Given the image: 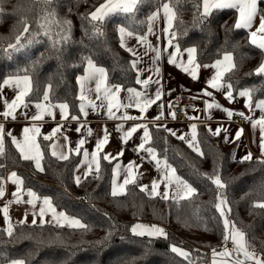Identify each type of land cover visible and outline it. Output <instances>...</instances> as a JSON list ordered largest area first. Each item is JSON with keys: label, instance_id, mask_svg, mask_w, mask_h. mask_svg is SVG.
Listing matches in <instances>:
<instances>
[{"label": "trees", "instance_id": "16d2710c", "mask_svg": "<svg viewBox=\"0 0 264 264\" xmlns=\"http://www.w3.org/2000/svg\"><path fill=\"white\" fill-rule=\"evenodd\" d=\"M104 2L0 0V86L9 77L26 74L32 81L26 101L44 102L43 95L51 86L47 102L65 103L72 113H79L77 80L92 59L105 69L109 85L135 87L133 58L121 47L118 28L124 26L144 37L149 17L167 2L176 11L172 31L179 48L195 46L201 66L230 53L235 67L224 81L232 85L233 95L254 89L252 102L264 100V74H256L264 63V50L251 43L246 29L234 27L236 9H215L202 24L197 9L201 5L202 11V0H140L134 13L114 12L102 22H90L89 13ZM259 6L264 14L263 0ZM64 21L71 23L70 30ZM25 23L28 33H23ZM41 25L48 27L47 35ZM21 34L23 47L8 49ZM62 35L68 39L53 47ZM149 127L150 145L158 156L196 189L190 198L150 196L136 184L113 196L112 162L102 159L99 173H90L77 184L74 171L79 154L59 160L50 153L49 142H42L44 170L38 172L34 162L23 159L8 142L0 154V179L6 177V170L15 171L23 178L24 188L50 197L57 209L78 217L86 227L12 223L11 237L0 229V264L21 258L26 264H206L208 251L223 246L226 234L224 217L215 207L219 190L209 178L214 174L226 184L227 219L245 233L247 246L264 256V209L253 206L264 202V163H260L264 160L236 159L224 135L214 137L203 125L197 131L203 155L165 128ZM137 224L162 228L166 238L134 235L131 229ZM172 246L190 258L173 253Z\"/></svg>", "mask_w": 264, "mask_h": 264}, {"label": "crops", "instance_id": "0c3cea01", "mask_svg": "<svg viewBox=\"0 0 264 264\" xmlns=\"http://www.w3.org/2000/svg\"><path fill=\"white\" fill-rule=\"evenodd\" d=\"M259 8L260 6L258 5V9ZM157 11H159V14L154 20H151L150 17L157 13ZM153 14L148 19V28L146 35L144 36L146 38L145 42L139 41L137 39L138 35L135 34L132 36L125 35L123 39L124 49L133 58L132 63L134 60L138 59L137 68L140 69L139 78L144 80L151 77L148 85L145 86L142 84H136V86L132 87V89H135L137 92L142 94L141 102L145 96L154 98L157 90L159 89L161 98L157 100L155 104H152L146 109L145 112L141 113L139 108L135 106V98L132 97L130 93H128L127 89H124L120 86L122 90L120 91L117 99L121 106L119 107V110L114 108V116L110 117L106 107L108 101L95 100V80L85 82L84 93L92 98L94 103L100 105V107L93 109L92 107L87 106V101H84L83 103L86 105L85 111L87 112V116H85L80 111L79 113L74 114L68 107V118L65 119L63 118L61 109L59 107L60 104L65 103H49L46 101L28 102L25 99L27 107H18L14 112L15 119L12 117L4 118L2 115H0V125H3L4 128L2 153L5 152L8 142H10L11 145L21 155L20 148L17 147L16 143H13V138H15V140L21 146H24V129L39 128V134H35V143L39 146L40 152L42 154V142L45 141L49 142V151L51 154L54 150L56 151V156L52 154L55 158H57L61 153L67 155L68 158H70L72 154L77 155L75 149L79 146L80 161L74 171L75 182L76 177H80L81 182L90 173L95 172L94 169L96 162L92 161L93 153H96V159L99 162V165H101L102 157L107 154L111 157H115L114 159H111V162L114 165L113 172L116 164H120L121 166L119 170V176L114 177L113 175V179L116 180L117 185L123 183V180L126 176L125 169L130 163H134L136 165V168L134 169L136 175L135 184L140 188L143 186L145 188V192L150 196H159L162 198L161 194L164 191H167V199H180L176 195V184L172 183L171 185L166 186L165 182V173L168 171L165 166L168 165L171 168L175 167L164 158L159 157L156 149L150 145V142L145 144V149L152 148L154 150L156 154L155 160L146 151L139 148V145L143 141L144 126L147 127L150 137L151 133L149 126H160L165 128L171 134L175 133L174 136L178 138L183 137L182 140H184L188 145L195 144L198 147L199 142L197 138V131L198 127L203 125L214 137L224 135L227 144L234 147V156L236 159L244 160L243 158L247 154L251 153L252 158L264 160V155H261L260 149L261 133L259 131V126L256 128L252 127V121H256L261 115H264V112H262L261 109L255 107L259 101L256 103L252 102L253 107L250 109L247 107L249 103L247 97H242L238 93L233 95L232 99H229L227 97L226 87L217 89L211 88L209 86V81L217 71L216 68L212 67L215 62L205 64L207 65L206 67L203 65L198 68L196 78L193 79V77L184 70L185 67H188L187 48L180 49L178 53L176 52L175 46L178 45L174 42V38L170 35L173 33V25L171 28H168V23L164 17L162 5ZM260 15L261 13L258 11L257 18L253 21L252 28L246 29L249 36L252 31H256L258 28ZM149 28H151V31H149ZM165 29H168V31H165ZM118 35L121 41L119 30ZM169 40H171V44L173 46L169 45ZM157 50L160 53L158 60L156 59ZM173 53L176 55L177 63H169L170 54ZM222 59L223 57L221 60ZM181 62L183 66H181ZM96 66L99 67L98 65ZM86 69L84 73L78 77V79L84 77L87 74ZM156 69H158V72L155 71ZM134 71L136 73L137 79V71L135 69ZM227 72L224 73V76ZM224 76L221 83L226 86L228 83L224 81ZM157 79L159 80V84L155 83ZM106 83L109 88L117 86L109 85L108 82ZM18 92L19 88H17L14 84L5 85L2 83L0 86V113H3L7 110L5 102L11 103V101L15 99ZM205 92H208L211 95H205ZM80 94L81 86L78 84V98L80 97ZM185 95L198 97L200 102L189 105L184 119L182 121H175L174 116L172 115L173 111L170 108V103L178 97ZM101 96H103V92H101ZM81 103L82 101L80 100V104ZM37 104L44 105V107L47 109V112L45 113L43 119L33 120L32 117L41 111V109L36 107ZM129 104H132L133 106L125 107ZM208 104H211L212 107L209 108ZM128 108L130 110L126 111ZM229 112L232 113L231 116L228 115ZM48 113L51 114L49 115ZM239 113H243L245 117H250L251 120L246 119L244 123H240L236 120V115ZM123 115L137 118L122 119L121 117ZM72 116H77L78 119L73 120L71 119ZM193 125L195 126V140L192 139ZM121 126L122 130H118L121 128ZM133 126L137 127V131L134 132L127 141H125L123 139L124 132L130 130V128ZM57 127L60 128V131L55 135H52L54 129ZM218 128L220 129V133L217 135L215 134V131ZM77 129H79V131H77ZM88 129L92 130L91 135L88 134ZM240 129H242L243 132L240 138L237 140L235 138L236 132ZM105 131H107L108 134V142L103 146L102 150L98 151L97 143L103 139ZM7 133H11V135H7ZM28 135L33 136L34 134L28 133ZM45 136H51V139L46 140L44 139ZM80 140L85 141L82 146L79 145ZM198 149L200 151V145ZM85 151L89 153L87 159L83 155ZM120 153H122V155ZM32 154H35L34 149L32 150ZM156 160L160 161L159 165H157ZM32 161L35 165V161ZM90 164L91 168L93 169L91 172L89 171ZM37 171L42 172L39 170ZM175 174L176 176L180 177L181 180L187 182L177 173V171ZM10 176L11 174L0 179V188H2L4 192L3 197H0V229L8 230L12 223H26L30 225L47 224L60 227L77 228L72 227L67 220L60 218L59 213H63L69 219H79L78 217L69 215L65 211L57 209L50 197L41 196L32 188H24V182L19 186L20 190L17 191L18 186L9 179ZM17 176L23 181V178L19 174H17ZM154 181L159 184L157 193L160 194H151V188ZM30 191L34 192L36 197H38V199L34 201L35 207H33V204L27 203L28 200L32 199V197L28 195ZM17 197L19 200H17ZM44 198H48L51 201V206L56 210L57 219H53L52 212L47 210V206L43 203ZM6 205L8 208L7 220L5 219L3 212V209ZM41 208H45L43 218L40 216ZM33 221H35V223H33ZM80 222L82 223L81 220ZM223 250L224 249L216 251L219 253ZM248 250L255 252L249 247ZM229 252L234 253L235 248L233 251ZM255 253L258 258H264L262 254L257 252ZM187 257L190 258L189 255H187ZM235 258L236 257L233 255L230 259L234 260ZM241 259H243L242 256ZM214 261L215 264H228L226 258L220 255L214 257L212 251L206 264H214ZM249 264H252V262H249Z\"/></svg>", "mask_w": 264, "mask_h": 264}, {"label": "snow or ice", "instance_id": "6c2138e0", "mask_svg": "<svg viewBox=\"0 0 264 264\" xmlns=\"http://www.w3.org/2000/svg\"><path fill=\"white\" fill-rule=\"evenodd\" d=\"M48 3H51V0H47ZM140 0H105L104 3H101L98 7L95 8L94 11L89 13V19L90 22H102L106 16H108L110 13L114 12H122L126 14H131L134 13V11L137 8L138 3ZM260 3V0H202V11H200L201 5L197 6L198 9V17H199V22L200 23H205L209 15L211 14V11L213 9H230L234 8L238 12V19L235 22L234 27L236 29H250L252 28L253 21L257 18L258 15V5ZM163 12H164V17L168 23V28H171L173 25V20L175 19L176 16V11L174 8L171 6L170 3H164L162 4ZM159 14V11L157 13L153 14L150 19L154 20L156 16ZM64 24L68 25V29L70 30L71 23L69 21H64ZM42 28L45 29V35L48 34V27L46 25H41ZM96 27L97 33H99V28ZM119 33L121 35V47H124V36H132L134 33L132 31H129L126 27L120 26L119 27ZM149 31H151V28H149ZM165 31H168V29H165ZM29 32V26L27 23L24 24L23 27V33H28ZM173 38L175 36V33L170 34ZM259 35V39H258ZM250 38H251V43L253 45H256L260 49L264 50V14H261L259 16V22H258V28L256 31H252L250 33ZM67 36H61L60 41H54L53 47L56 46V43H60L64 40H67ZM137 39L141 42H145L146 38L143 36H138ZM22 40V34L17 35L16 37V43L15 44H9L8 49H14V50H19V47H23L21 44ZM169 45L173 46L171 44V40H169ZM176 52L178 53L180 51V48L178 46H175ZM8 49H5L7 51ZM187 51V65L188 67H185L184 70L188 72L190 76L193 77V79L196 78L197 75V69L201 67V65L197 62L196 60V53H197V48L195 46L188 47L186 49ZM160 56L159 51H156V59L158 60ZM137 63L138 59L134 60L132 63V68L137 71V79L136 83L137 84H142V85H148L151 77L148 79L141 80L139 78L140 74V69L137 68ZM169 63H177V58L175 53L170 54V59ZM181 66H183L181 62ZM207 65H205L206 67ZM212 67L216 68L217 71L215 75L212 77V79L209 81V86L213 89L221 88V87H226L227 91V97L229 99L233 98V92H232V85L229 83L226 86L221 83L223 80L224 73L227 71H231L234 67L235 64L233 62V57L230 53H225L223 56V59H218L215 61V63L212 65ZM158 72V69L155 70ZM86 75L84 77H81L78 79L77 83L80 84L81 86V94L79 99L82 101L80 104V112L83 113L85 116H87V112L85 111L86 105L83 103L84 101L88 102L87 106L92 107L93 109L100 107V105H97L94 103L93 99L87 96L84 93V85L86 81H92L95 80V100H107V112L110 117L114 116V111L113 109L115 108L116 110H119V107L121 106L118 102V95L120 91L122 90L120 86H113L112 88H109L107 86V73L103 67H97L92 59L87 60V69H86ZM256 74L261 75L264 74V63H262L257 69H256ZM155 83L159 84V80L157 79ZM3 84L9 85V84H14L17 88H19V92L16 95L15 99L11 101V103L5 102L7 110L4 111L3 113H0L4 118L12 117L15 119L14 112L15 110L20 107L24 106L27 107V104L25 102V97L29 95V93L32 91V81L31 78L28 75L24 76H15V77H9L8 79H5L3 81ZM51 90V86H49V90L46 91L43 95L44 101L49 100V91ZM128 93L131 94L132 97L135 98V106L139 108L140 112L143 113L146 111L148 107H150L152 104H155L157 100L161 98V93L159 89L156 92L155 97H147L145 96L143 101L141 102V96L142 94L140 92H137L135 89L128 88L127 89ZM254 89H245L243 91L239 92V95L242 97H247L248 98V105L250 109L253 107L252 103V92ZM101 92H103V96H101ZM205 95H211L208 92L204 93ZM132 104L126 105L125 107H132ZM36 107L38 109H41V111L34 115L32 117L33 120H40L43 119L45 113L47 112V109L44 107L42 104H37ZM61 109V114L63 118L67 119L68 114H67V109L68 105L67 104H60L59 105ZM208 107H212L211 104H208ZM218 107V105H217ZM255 107L261 109L262 112H264V100L259 101L258 104L255 105ZM49 115L51 113H48ZM240 115H244L243 113H239ZM173 116L175 115L174 113L172 114ZM229 116L232 115L231 112L228 113ZM122 119H136L137 117H131L127 115H123L121 117ZM246 119L251 120L250 117H245ZM71 119L76 120L78 119L77 116H72ZM259 126V131L261 133L260 135V149H261V155H264V115H261L260 118L256 121H252V127L256 128ZM122 130V126L120 129ZM40 129L39 128H25L24 133H25V145L21 146L15 138H13V143L17 144V147L20 148L21 155L23 159L25 160H34L35 161V166L36 169L39 171H43V167L41 165V160L43 159V154L40 152L39 146L35 143V134H39ZM60 131V128L57 127L54 129L53 134L55 135ZM79 131V129H77ZM137 131V127L133 126L130 128V130H127L124 132L123 139L127 141L134 132ZM243 130L240 129L236 132V139L238 140L242 134ZM28 133H33V136H29ZM92 130L88 129V134L91 135ZM220 129H216L215 134H219ZM175 133H173L174 135ZM7 135H11V133H7ZM3 136H4V128L3 125H0V154H2L3 151ZM180 139H183V137H179ZM44 139L48 140L51 139V136H45ZM150 134L147 130V127L144 126V135H143V141L139 145V148L141 150L146 151L149 155L152 156V158L155 160L156 159V154L152 148H147L145 149V144L150 142ZM193 140H195V126L193 125ZM108 142V134L107 131H105L104 137L102 140L98 141L97 143V150L100 151L103 149V146ZM227 142V141H226ZM85 143L84 140L79 141V145L82 146ZM190 147L193 148L194 151H197L200 155H203V153L199 152L198 147L195 144H189ZM55 148V146H54ZM35 150V154H32V150ZM76 153H80V148L79 146L75 149ZM54 156L57 155L56 151L54 150L52 153ZM122 155V153H120ZM84 157L87 159L89 156V153L85 151L83 153ZM58 159L62 160H67L68 156L61 153L58 157ZM115 157H111L110 155H105L102 157L104 160H108L111 162V159H114ZM244 160H252L251 153L247 154L244 158ZM92 161L96 162V166L94 171L96 173H99L100 171V165L99 162L96 159V153L92 154ZM157 165H159L160 161L156 160ZM260 163H264V161H260ZM120 164H116L113 175L119 176V170H120ZM168 171L165 173V182L166 186L171 185L172 183L176 184L177 188V193L176 195L180 199H188L191 196H193L196 193V189L193 188L190 184L187 182L183 181L180 179V177L176 176V170L175 168H171L170 166L166 165L165 166ZM136 168V165L134 163H130L128 167L125 169L126 176L123 180V183L120 185H117L116 180L113 179L112 182V192L111 194L113 196L121 195L125 191V187L129 184H135L136 183V175L134 172V169ZM93 169L91 168V164L89 165V171L91 172ZM212 181V183L216 186V188L219 190V194L217 196V199L219 200V203L215 205L217 211L220 213L221 217H224V229L226 234L224 235V242L225 245L229 240H231V243L234 245L235 252L230 253L227 250V247L222 252L217 253L216 250H213V256L220 255L228 261V264H249V262H252V264H264V258H258L255 252H251L248 250L247 243L245 241V233L238 230L235 227V224H233L231 221H229L226 217V212H225V207L227 206V199H226V194L224 192V189L226 188V184L222 182L221 176L219 174H214L213 176L209 177ZM10 180H12L13 183H15L17 187V191L20 190L19 186L23 184V181L17 176L15 172L11 173V176L9 177ZM76 182L79 184L80 182V177H76ZM159 187V184L157 182H153L152 188H151V194H160L157 193V188ZM141 191H145V188L141 186L140 188ZM4 192L2 188H0V197H3ZM15 195V193H14ZM28 195L32 197V199L28 200L27 203L33 204V207H35L34 201L38 199L36 197V194L34 192H29ZM162 198L167 199L168 198V192L164 191L162 194ZM17 200L19 198L17 197ZM44 205L47 206V210L51 211L53 214V219H57V213L55 208L51 206V201L48 198H44L43 201ZM255 208H260L264 209V202H257L253 205ZM230 212L231 210L228 209ZM5 219L7 220L8 216V208L7 205L3 209ZM45 213V208L40 209V216L43 218ZM59 217L63 218L64 220H67L69 224L72 227H78V228H85L86 225L82 224L79 219H69L66 217L63 213H59ZM35 223V221H33ZM132 233L137 236H164L166 238V233L162 228L152 226V227H146L144 225L137 224L132 227L131 229ZM7 234L9 237L13 235V230L11 227L8 228ZM171 251L173 253H176L179 256L187 257L188 253L183 251L182 249L172 246ZM235 256L236 258L234 260H231L230 258L232 256ZM241 256L243 259H241ZM10 264H26L25 259H14L10 261ZM215 264V261H214Z\"/></svg>", "mask_w": 264, "mask_h": 264}, {"label": "built area", "instance_id": "2783aa9c", "mask_svg": "<svg viewBox=\"0 0 264 264\" xmlns=\"http://www.w3.org/2000/svg\"><path fill=\"white\" fill-rule=\"evenodd\" d=\"M200 99L198 97H192V96H180L174 101L170 103V108L172 109L174 115L175 121H182L186 115V112L188 110L189 105L199 103ZM130 109H126V111H129ZM236 120L240 123H244L246 121L245 115H236ZM12 171L6 170V176L10 175ZM227 247L228 250H233L234 245L231 243V241H228L227 244L221 246L218 250L225 249ZM212 251H208V254L211 255Z\"/></svg>", "mask_w": 264, "mask_h": 264}, {"label": "rangeland", "instance_id": "374dc122", "mask_svg": "<svg viewBox=\"0 0 264 264\" xmlns=\"http://www.w3.org/2000/svg\"><path fill=\"white\" fill-rule=\"evenodd\" d=\"M198 147H199V145H198ZM231 147H232V146H231ZM226 212H227V210H226ZM148 227L150 228V227H152V226H148ZM183 251H184V250H183ZM185 252H186V251H185Z\"/></svg>", "mask_w": 264, "mask_h": 264}, {"label": "water", "instance_id": "95a60500", "mask_svg": "<svg viewBox=\"0 0 264 264\" xmlns=\"http://www.w3.org/2000/svg\"><path fill=\"white\" fill-rule=\"evenodd\" d=\"M225 192V191H224Z\"/></svg>", "mask_w": 264, "mask_h": 264}]
</instances>
